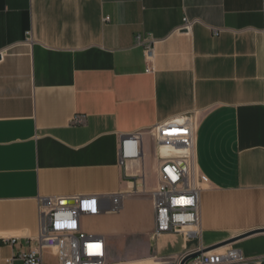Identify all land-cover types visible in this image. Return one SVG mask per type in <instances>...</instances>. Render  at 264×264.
<instances>
[{
    "label": "crops",
    "instance_id": "0c3cea01",
    "mask_svg": "<svg viewBox=\"0 0 264 264\" xmlns=\"http://www.w3.org/2000/svg\"><path fill=\"white\" fill-rule=\"evenodd\" d=\"M137 34L156 40L152 73ZM193 116L199 233L153 236L171 151L151 131ZM136 132L140 156L121 162ZM81 196L99 198L80 230L111 262L177 264L232 239L235 264H264V232L243 236L264 229V0H0V264L36 238L40 198Z\"/></svg>",
    "mask_w": 264,
    "mask_h": 264
},
{
    "label": "built area",
    "instance_id": "2783aa9c",
    "mask_svg": "<svg viewBox=\"0 0 264 264\" xmlns=\"http://www.w3.org/2000/svg\"><path fill=\"white\" fill-rule=\"evenodd\" d=\"M191 26L183 18L176 31L187 32ZM134 42L142 47L146 73L154 70L155 43L151 35L137 34ZM195 117L179 118L156 124L151 136L156 145L174 150L172 155H158V182L150 192L154 209L155 226L153 236L164 233H180L186 237L199 233V192L201 179L194 165L193 137ZM140 132L122 135L120 140V161L140 156ZM121 196V194H119ZM67 199L44 197L39 199V229L34 240H27L26 250H18L6 258L7 264L18 260L22 264H123L108 259L107 245L101 236L89 235L80 226V216H94L100 212L97 196H81L68 204ZM71 201V200H70ZM118 197H113L108 211L119 208ZM7 246L23 245L18 238H4ZM195 251V250H193ZM192 251V252H193ZM183 254L178 260L192 253ZM239 250L226 245L202 251L184 264H235L243 262ZM167 263V261H162Z\"/></svg>",
    "mask_w": 264,
    "mask_h": 264
},
{
    "label": "water",
    "instance_id": "95a60500",
    "mask_svg": "<svg viewBox=\"0 0 264 264\" xmlns=\"http://www.w3.org/2000/svg\"><path fill=\"white\" fill-rule=\"evenodd\" d=\"M68 204H73V203H72V201H68ZM258 232H264V229L263 230H254L252 232H249L247 234H244L243 236L250 235V234H253V233H258ZM231 241H233V240L232 239L226 240L224 242H221L220 244H217L216 246H213L212 248L226 245V244L230 243ZM212 248H206L205 250L212 249ZM205 250H196V251H193L192 253L184 256L181 259V261L179 262V264H184L187 260L192 259V258L198 256L202 251L205 252Z\"/></svg>",
    "mask_w": 264,
    "mask_h": 264
},
{
    "label": "bare ground",
    "instance_id": "6f19581e",
    "mask_svg": "<svg viewBox=\"0 0 264 264\" xmlns=\"http://www.w3.org/2000/svg\"><path fill=\"white\" fill-rule=\"evenodd\" d=\"M159 148H161V147H159ZM159 148H158V149H159ZM162 148L169 149V150L171 151V154H161V153H160V149H159V153H160V155H172V154H174V150H173V149H170V148H167V147H162ZM162 148H161V149H162Z\"/></svg>",
    "mask_w": 264,
    "mask_h": 264
}]
</instances>
